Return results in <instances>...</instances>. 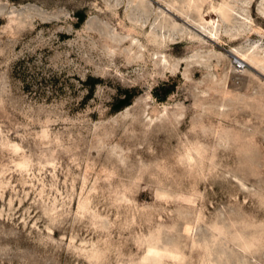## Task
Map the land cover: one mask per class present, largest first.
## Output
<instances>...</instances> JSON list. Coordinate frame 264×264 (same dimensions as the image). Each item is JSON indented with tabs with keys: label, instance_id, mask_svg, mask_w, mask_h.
Masks as SVG:
<instances>
[{
	"label": "rangeland",
	"instance_id": "374dc122",
	"mask_svg": "<svg viewBox=\"0 0 264 264\" xmlns=\"http://www.w3.org/2000/svg\"><path fill=\"white\" fill-rule=\"evenodd\" d=\"M0 264H264V0H0Z\"/></svg>",
	"mask_w": 264,
	"mask_h": 264
},
{
	"label": "trees",
	"instance_id": "16d2710c",
	"mask_svg": "<svg viewBox=\"0 0 264 264\" xmlns=\"http://www.w3.org/2000/svg\"><path fill=\"white\" fill-rule=\"evenodd\" d=\"M122 104L120 106L115 107V110H120L122 107L128 106L130 104V99H127L124 102H121Z\"/></svg>",
	"mask_w": 264,
	"mask_h": 264
},
{
	"label": "built area",
	"instance_id": "2783aa9c",
	"mask_svg": "<svg viewBox=\"0 0 264 264\" xmlns=\"http://www.w3.org/2000/svg\"><path fill=\"white\" fill-rule=\"evenodd\" d=\"M234 64H235V66H236L237 69H240L243 66V64L240 63V61H237V60L234 61Z\"/></svg>",
	"mask_w": 264,
	"mask_h": 264
}]
</instances>
